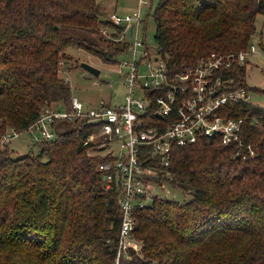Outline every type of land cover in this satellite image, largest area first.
Here are the masks:
<instances>
[{"label": "trees", "instance_id": "trees-1", "mask_svg": "<svg viewBox=\"0 0 264 264\" xmlns=\"http://www.w3.org/2000/svg\"><path fill=\"white\" fill-rule=\"evenodd\" d=\"M258 13L264 0H158L153 42L175 68L190 67L212 51L246 48ZM101 14L97 0H0V135L45 105L70 104L59 75L67 47L114 65L127 43L99 32L111 27ZM233 75L246 84L244 65ZM222 108L244 118L255 155L234 157L211 137L175 146L171 183L189 198L157 196L136 208L140 246L119 256L120 214L101 187V158L88 153L95 145L83 144L89 126L71 125L37 153L0 146V264H264V109L242 101Z\"/></svg>", "mask_w": 264, "mask_h": 264}, {"label": "built area", "instance_id": "built-area-1", "mask_svg": "<svg viewBox=\"0 0 264 264\" xmlns=\"http://www.w3.org/2000/svg\"><path fill=\"white\" fill-rule=\"evenodd\" d=\"M135 3L128 12L109 13L106 19L111 27L99 28L102 35L127 43L123 56L111 65L122 88L119 102L112 103L110 95V100L91 101L71 93L68 106L45 105L34 121L20 130L6 128L0 135V146L22 134L30 144L40 145L65 131L61 124L89 126L83 144L95 145L93 153L101 158L96 166L101 187L114 195L120 214L118 256L128 247L135 248V209L160 197L165 184L171 183L169 166L175 146L211 137L231 145L234 157L256 153L252 141L242 135L244 118L227 115L229 109L222 108L227 102L257 104L251 101L249 86L233 75L234 67L244 65L246 78V67L257 54L255 42L239 51H212L190 67L175 68L155 44L146 43L148 11H143L149 9L150 0ZM91 83L102 84L94 78Z\"/></svg>", "mask_w": 264, "mask_h": 264}, {"label": "rangeland", "instance_id": "rangeland-1", "mask_svg": "<svg viewBox=\"0 0 264 264\" xmlns=\"http://www.w3.org/2000/svg\"><path fill=\"white\" fill-rule=\"evenodd\" d=\"M101 7V17L104 19L107 15L113 11L119 13H125L134 8L136 5V0H97ZM158 0H151L150 12L147 15V23L145 26L144 34H146V43L154 47L153 36H154V19L152 18V10L156 6ZM149 9L145 8L143 13H146ZM255 20V31L252 37V41L258 46L256 56L250 60V64L246 67V84L253 91L251 96V101L254 104H259L264 106V14H256ZM139 38H143L142 28H140ZM98 39L97 33H90ZM107 38V37H106ZM104 46V44H102ZM65 55L60 59L59 62V75L63 78L66 83H69L71 87V93L78 95L83 100L95 101L99 97H104L110 100L108 95L112 97L110 100L112 103L119 102L121 100V85L119 81L116 80L118 76L115 71L111 70V66L102 62L100 57L92 55L90 52L84 49H79L77 47L69 46L65 50ZM118 55V57H122ZM86 61L97 68L100 69L98 76L90 75V73L84 68L80 67V63ZM63 62V64L61 63ZM84 71V72H83ZM93 78L101 82L99 86L93 85L91 80ZM110 83V85L108 84ZM55 103V102H53ZM51 103V104H53ZM62 129H69L71 125L61 124L59 125ZM13 156L21 155L23 153H37L40 149L39 144H30L26 134H22L20 137L13 138L6 145ZM88 153H93V149H88ZM160 192V195L166 197L167 199H173L177 202H181L189 198L188 194L183 193L175 185L167 182ZM133 243L135 249L139 248V244L134 238Z\"/></svg>", "mask_w": 264, "mask_h": 264}, {"label": "water", "instance_id": "water-1", "mask_svg": "<svg viewBox=\"0 0 264 264\" xmlns=\"http://www.w3.org/2000/svg\"><path fill=\"white\" fill-rule=\"evenodd\" d=\"M80 67H82L85 70H87L93 76H98L99 75L100 69L97 68L96 66L86 62V61L81 62L80 63Z\"/></svg>", "mask_w": 264, "mask_h": 264}]
</instances>
